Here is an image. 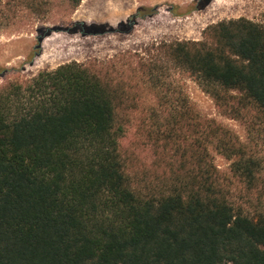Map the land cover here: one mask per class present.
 Wrapping results in <instances>:
<instances>
[{
    "label": "trees",
    "instance_id": "obj_1",
    "mask_svg": "<svg viewBox=\"0 0 264 264\" xmlns=\"http://www.w3.org/2000/svg\"><path fill=\"white\" fill-rule=\"evenodd\" d=\"M5 2L11 20L20 11L48 13L51 4ZM55 30L47 27L36 49ZM157 48L221 114L264 137L263 23L223 20L202 40ZM161 68L153 61L138 68L139 80L160 90L171 126L165 135L179 158L158 189L137 188L119 151L126 116L137 109L122 76L75 61L0 88V264H264V212L250 214L231 200L210 160L208 144L218 135L212 121H204V138L199 129L183 139L185 147L172 133L182 122L192 130L194 114L184 97L168 94ZM221 141L234 172L264 189L262 162Z\"/></svg>",
    "mask_w": 264,
    "mask_h": 264
},
{
    "label": "rangeland",
    "instance_id": "obj_2",
    "mask_svg": "<svg viewBox=\"0 0 264 264\" xmlns=\"http://www.w3.org/2000/svg\"><path fill=\"white\" fill-rule=\"evenodd\" d=\"M50 1L48 13L20 11L10 13L11 20L4 14L5 0H0V88L75 61L122 76L137 109L126 116L129 124L119 151L137 188L158 189L167 182L170 171L179 166V158L170 150L171 142L165 135L171 126L164 125L160 90L142 83L138 68L144 62L160 63L168 94L176 92L184 97L194 114L196 127L189 131L182 122L172 133L185 147L183 139H193L200 133L204 138V121H212L218 135L208 144L210 160L218 168L231 200L250 214L264 212L262 185L250 187L238 176L230 150L221 147L223 139L229 145H243L248 155L262 162L264 177V137L240 120L221 114L214 100L157 48L162 43L202 40L208 26L223 20L246 17L264 24V0H211L206 6L201 0H81L76 6L73 0ZM83 25L89 33L83 32ZM47 27L56 30L38 50V36ZM3 68L8 72L2 73ZM155 113L160 118H154Z\"/></svg>",
    "mask_w": 264,
    "mask_h": 264
},
{
    "label": "crops",
    "instance_id": "obj_3",
    "mask_svg": "<svg viewBox=\"0 0 264 264\" xmlns=\"http://www.w3.org/2000/svg\"><path fill=\"white\" fill-rule=\"evenodd\" d=\"M78 12H79V10H78ZM82 20H86V18H83Z\"/></svg>",
    "mask_w": 264,
    "mask_h": 264
}]
</instances>
